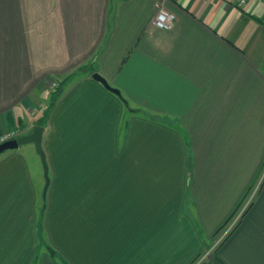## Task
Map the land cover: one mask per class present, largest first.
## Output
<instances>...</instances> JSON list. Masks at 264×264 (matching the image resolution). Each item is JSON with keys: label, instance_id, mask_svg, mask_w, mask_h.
<instances>
[{"label": "crops", "instance_id": "obj_1", "mask_svg": "<svg viewBox=\"0 0 264 264\" xmlns=\"http://www.w3.org/2000/svg\"><path fill=\"white\" fill-rule=\"evenodd\" d=\"M111 10L0 0V133H31L72 74L47 190L33 143L0 155V264H194L214 241L205 264H264V187L226 234L264 170V0H118L105 44Z\"/></svg>", "mask_w": 264, "mask_h": 264}, {"label": "built area", "instance_id": "obj_2", "mask_svg": "<svg viewBox=\"0 0 264 264\" xmlns=\"http://www.w3.org/2000/svg\"><path fill=\"white\" fill-rule=\"evenodd\" d=\"M234 1L239 7L244 6L248 2V0H234ZM176 21H177L176 14L171 10H169L165 6L163 1H157L155 4V16L153 19V24L161 29L170 30L175 26ZM53 86L56 87L57 84L55 83ZM17 137H19L17 129L3 131L0 133V144L15 139ZM263 187H264V170L257 183L251 188V190L248 192L247 196L244 198L243 202L239 206L238 210L236 211L234 217L232 218L231 222L228 225L226 234L230 232L233 229V227H235L240 222L244 214L255 202L256 198L262 191ZM214 249L215 247L205 252L194 262V264H205V262L211 256V253Z\"/></svg>", "mask_w": 264, "mask_h": 264}, {"label": "water", "instance_id": "obj_3", "mask_svg": "<svg viewBox=\"0 0 264 264\" xmlns=\"http://www.w3.org/2000/svg\"><path fill=\"white\" fill-rule=\"evenodd\" d=\"M117 3H118V0H112V10H111L110 15H109V32L107 34L105 44L108 41V39H109L111 33L113 32V29H114V16H115L116 8H117ZM93 78H95L96 80L101 82L106 88H108L109 90H111L112 92H114L118 96H120L122 98V100L124 101V103L126 104L127 108L130 110V106H129L128 101L122 97L119 89L112 87L107 82V80L103 76H101V74H99V73H94ZM43 133H44V127L41 125H35L33 127V130L31 133H29L27 135H22V136L15 138V139L1 143L0 144V155L3 152H5L6 150L18 148L20 145L33 143L35 145L37 153L41 157V161L43 164V168H44V172H45V180H46V185H45V191H46L48 188V185H49V176H48V165H47V161H46V155H45V151H44L43 145H42Z\"/></svg>", "mask_w": 264, "mask_h": 264}, {"label": "trees", "instance_id": "obj_4", "mask_svg": "<svg viewBox=\"0 0 264 264\" xmlns=\"http://www.w3.org/2000/svg\"><path fill=\"white\" fill-rule=\"evenodd\" d=\"M89 70H95L94 67H92V64H89ZM72 77V74L67 76L65 79H63L59 85L55 88V90L53 91L52 95H51V102L50 105L48 107V109L45 111L44 115L37 121V123L41 126L46 125L49 115L51 113V111L53 110L57 100L59 99L60 93L62 92L63 88L65 87V85L68 83L69 79ZM253 205V204H252ZM251 205V206H252ZM233 217V216H232ZM231 217V218H232ZM230 218V220H231ZM228 223V222H227Z\"/></svg>", "mask_w": 264, "mask_h": 264}, {"label": "rangeland", "instance_id": "obj_5", "mask_svg": "<svg viewBox=\"0 0 264 264\" xmlns=\"http://www.w3.org/2000/svg\"><path fill=\"white\" fill-rule=\"evenodd\" d=\"M57 86H58V85H57ZM57 86H56V87H57ZM56 87L53 86V88H56ZM217 245H218V241H214V243H213V245L211 246V248H212V247H215V249H216V246H217ZM211 248H209V250H210ZM207 251H208V249H207L205 252H207ZM205 252H204V253H205Z\"/></svg>", "mask_w": 264, "mask_h": 264}]
</instances>
